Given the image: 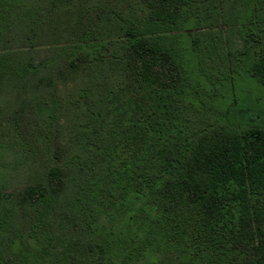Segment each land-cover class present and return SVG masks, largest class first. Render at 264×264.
<instances>
[{
	"label": "trees",
	"instance_id": "obj_1",
	"mask_svg": "<svg viewBox=\"0 0 264 264\" xmlns=\"http://www.w3.org/2000/svg\"><path fill=\"white\" fill-rule=\"evenodd\" d=\"M0 264H264V0H0Z\"/></svg>",
	"mask_w": 264,
	"mask_h": 264
}]
</instances>
